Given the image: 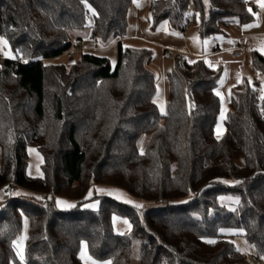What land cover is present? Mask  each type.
<instances>
[{
    "label": "trees",
    "instance_id": "trees-1",
    "mask_svg": "<svg viewBox=\"0 0 264 264\" xmlns=\"http://www.w3.org/2000/svg\"><path fill=\"white\" fill-rule=\"evenodd\" d=\"M132 1L0 0V35L16 56L0 60V189L14 183L40 195L0 206V264H85L82 242L95 260L132 264L135 241L137 264H249L222 229L238 230L233 236L264 260V53L251 52L254 77L232 88L216 137L221 71L174 55L161 114L152 50L120 41ZM149 11L151 28L167 20L182 31L191 20L201 37L253 20L246 0H150ZM89 15L97 44L116 40L115 65L90 51L68 65L48 62L82 39ZM28 146L41 155L40 177L27 174ZM93 184L157 205L94 195L98 208H85ZM220 196L236 197L235 207ZM57 198L76 204L62 210ZM113 215L129 221L130 233L114 231Z\"/></svg>",
    "mask_w": 264,
    "mask_h": 264
},
{
    "label": "crops",
    "instance_id": "crops-1",
    "mask_svg": "<svg viewBox=\"0 0 264 264\" xmlns=\"http://www.w3.org/2000/svg\"><path fill=\"white\" fill-rule=\"evenodd\" d=\"M149 2L150 0L132 1L127 14L128 24L126 34L120 39V41L126 46L147 47L152 50V58L148 63V68L155 76L156 93L154 101L157 104L158 109L160 106L156 101L159 92L157 78L158 75L161 79L164 77V60L170 61L165 58V54H179L184 55L189 60L203 59L209 67L221 71L215 92L220 99L219 113L221 112V120L224 122L229 108L232 88L239 84L243 77H246L245 72L250 75L251 79L253 78L251 69H247L244 66V62L249 63L250 55L253 50L264 53V0H246L248 9L253 13V20L250 23L241 25L237 21H233L228 25L224 32L207 37H201L199 35L198 25L194 22L186 31L172 28L167 20L161 21L155 28H151ZM240 40H242V43L237 49ZM78 42L79 46L74 50H82L81 52L90 51L96 54L98 52L111 53L116 47V40H113L106 45L97 44L91 38V31L86 35H83L82 39ZM74 50L47 61L67 65L71 64L72 62L69 58ZM236 51L239 53L238 56L234 55ZM112 55L114 56V53H112ZM216 128L217 123L214 129V133L217 136ZM224 131L225 128L223 129L221 127L219 129V135H223L222 133H224ZM37 153L38 151L36 148L32 146L27 147V174L32 177L41 176L40 165L42 163V158L39 153L40 162L38 164V173L32 174L29 170L30 155L38 160V157L36 156ZM17 189L18 187L15 189V192H13L16 193L17 191L18 194L16 195L40 198V195L31 191ZM7 191V187L0 189V206L7 200ZM94 195H107L118 201L133 205L136 208H142L147 203L140 198L131 196L120 188L93 184L88 189L83 199L84 203L82 206L85 208L97 209L99 205L98 201L91 199ZM58 201H62L63 203H58ZM75 204V200H68L65 198H57L56 200L57 207L62 210H67ZM137 205H140V207H137ZM111 221L116 233L122 234L126 233L125 231L131 230L129 221L124 217L113 215ZM237 234L238 232L234 233V235ZM238 238L246 244V251L248 253L253 252L245 239ZM79 256L85 264H107L95 261L88 254L85 242H82L80 245ZM262 261L264 264V260Z\"/></svg>",
    "mask_w": 264,
    "mask_h": 264
},
{
    "label": "rangeland",
    "instance_id": "rangeland-1",
    "mask_svg": "<svg viewBox=\"0 0 264 264\" xmlns=\"http://www.w3.org/2000/svg\"><path fill=\"white\" fill-rule=\"evenodd\" d=\"M193 12H194L193 5L190 4V6L188 8V13L192 14ZM92 25H93V19H92V16L89 15L88 21H87V28L82 32V34L86 35L89 31H91ZM81 51L82 50H74L71 53L69 60H71V62L75 61L79 57ZM112 53H114V56L112 55ZM97 54L100 55V56H102L104 54L103 56H106V57H108L110 59L111 65L112 66L115 65L116 59H117V49H116V47L111 53H106V52L105 53H99L98 52ZM0 56H1L0 59H11V60H14L16 58L15 54L10 50L5 38L2 37L1 35H0ZM164 63H165L164 77H162V79H161V77H159V75H158V78H157L159 92H158V97H156V101H157V103L160 106L159 111L161 112V114H165L166 113V102H167V98H168V81H167L166 73L171 69V62L170 61L164 60ZM245 75H246V77H249L251 79V77H250V75H248V73L245 72ZM217 121L218 122H217V128H216L217 129L216 130V133H217L216 137H220L219 129L221 127L223 129L225 128L224 122L221 120V112L218 115ZM222 134H224V133H222ZM36 156L38 157V160H37V158H33V156L30 155L29 170H30V173H32V174H37L38 170H39L38 169V164L40 162V155L37 153ZM17 187L18 186H16V188ZM18 189H21V188L18 187ZM16 194H17V191H16V193H9L7 191V193H6L7 199L9 197L15 196ZM218 200H219V203L222 206L226 207L227 209L234 208L235 204L237 203L236 197H233V196H220ZM152 205H157V204L156 203H152V202H149V203L147 202L143 206V208H146V207L152 206ZM139 212L141 213V210H139ZM125 232L126 233H130V230L129 231H125ZM221 232L223 234L229 236V238L234 241V243L237 245V247L241 251H243L246 254H248V256H249V264H255L251 260L249 253L246 251L247 250L246 244H244L243 241H240V239L238 237L233 236L235 232H238V230H235V229H222ZM27 234H28V221H27L26 218H24L22 230H21V232L19 233L18 237L16 238V240L14 242L15 253H16V255L18 257H22V255H23L24 244H25V240H26ZM138 258H139V242L135 241L133 243L132 264H137ZM95 261H97L99 263H106V261H98V260H95Z\"/></svg>",
    "mask_w": 264,
    "mask_h": 264
},
{
    "label": "built area",
    "instance_id": "built-area-1",
    "mask_svg": "<svg viewBox=\"0 0 264 264\" xmlns=\"http://www.w3.org/2000/svg\"><path fill=\"white\" fill-rule=\"evenodd\" d=\"M191 25H192V21L191 20L186 21L185 24H184V26H183V31H186ZM92 37H93V39L96 38V28L95 27L92 28ZM241 43H242V40L239 41V43L237 45V49L240 47V44ZM78 46H79V42H77V41L73 42L72 49L70 51L74 50ZM238 54L239 53L237 51L234 53L235 56H238ZM165 58H167V59L171 60V62H173L174 55H172L170 53H166L165 54ZM244 66L247 69H250V64L249 63L244 62ZM14 68L16 69L17 67L15 66ZM252 76L254 77V74L253 73H252ZM15 189H16V185L14 183H12L8 187V192L9 193H13V192H15ZM249 255H250L251 260L255 264H263L262 259L260 257H258L254 252H250Z\"/></svg>",
    "mask_w": 264,
    "mask_h": 264
},
{
    "label": "snow or ice",
    "instance_id": "snow-or-ice-1",
    "mask_svg": "<svg viewBox=\"0 0 264 264\" xmlns=\"http://www.w3.org/2000/svg\"><path fill=\"white\" fill-rule=\"evenodd\" d=\"M18 194V193H17ZM58 203H63L62 201H58ZM137 207H140V205H137ZM212 241H209L211 243Z\"/></svg>",
    "mask_w": 264,
    "mask_h": 264
}]
</instances>
